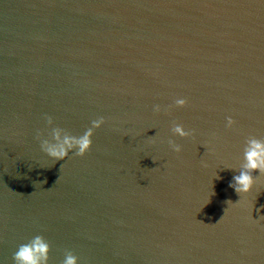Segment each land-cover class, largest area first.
<instances>
[{
	"label": "water",
	"instance_id": "1",
	"mask_svg": "<svg viewBox=\"0 0 264 264\" xmlns=\"http://www.w3.org/2000/svg\"><path fill=\"white\" fill-rule=\"evenodd\" d=\"M100 117L85 155L42 150ZM250 137L264 0H0V264L37 235L48 264H264V174L230 186Z\"/></svg>",
	"mask_w": 264,
	"mask_h": 264
},
{
	"label": "clouds",
	"instance_id": "2",
	"mask_svg": "<svg viewBox=\"0 0 264 264\" xmlns=\"http://www.w3.org/2000/svg\"><path fill=\"white\" fill-rule=\"evenodd\" d=\"M188 103L186 98H178L175 105L184 107ZM155 110L160 111L157 105ZM104 118L100 117L92 121L89 127L82 135H69L59 127H53L51 130L52 140L41 139L42 150L51 158L56 160H65L70 153L75 155H85L93 144L94 130L104 124ZM49 125H52V119L48 118ZM235 121L231 116L227 118V126L231 127ZM172 132L179 137H188L192 133L185 129L182 124L173 125ZM63 133V134H62ZM173 150L180 152L182 146L170 141ZM244 162L240 167L238 174L234 175L230 186L241 196L253 190L258 177L264 174V139L255 137L248 138L243 153ZM259 175H254L255 172ZM51 246L49 242L40 235L32 238L28 243L21 244L14 254L15 264H48ZM63 264H79V258L71 253L65 256Z\"/></svg>",
	"mask_w": 264,
	"mask_h": 264
}]
</instances>
